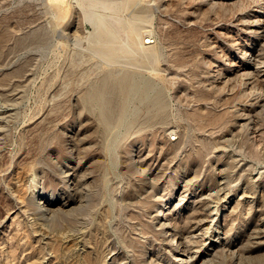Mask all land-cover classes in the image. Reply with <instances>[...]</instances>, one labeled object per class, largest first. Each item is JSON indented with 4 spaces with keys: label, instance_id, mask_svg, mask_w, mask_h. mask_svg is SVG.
<instances>
[{
    "label": "rangeland",
    "instance_id": "374dc122",
    "mask_svg": "<svg viewBox=\"0 0 264 264\" xmlns=\"http://www.w3.org/2000/svg\"><path fill=\"white\" fill-rule=\"evenodd\" d=\"M91 3L0 0V108L9 107L0 121V264H177L153 216L167 203L186 229L198 206L193 197L179 201V186L187 179L186 192L214 186L219 161L232 189L247 180L257 196L226 210L212 238L224 235L233 246L202 264H264L257 234L264 230V80L226 78L227 60L264 55V37L239 23L250 10L264 17V0H136L118 16L128 23L134 7L144 9L140 33H149L157 55L137 48L115 59L94 46ZM128 34L140 37L123 27L121 37ZM124 73L135 74L129 97L119 88ZM104 85H114L104 91L114 108L125 106L124 120L103 119ZM255 97L263 102L251 110ZM242 112L256 119L257 132L253 123L234 128ZM69 161L77 162V189L62 171ZM76 190L86 199L81 209L42 215L44 192L64 199Z\"/></svg>",
    "mask_w": 264,
    "mask_h": 264
},
{
    "label": "bare ground",
    "instance_id": "6f19581e",
    "mask_svg": "<svg viewBox=\"0 0 264 264\" xmlns=\"http://www.w3.org/2000/svg\"><path fill=\"white\" fill-rule=\"evenodd\" d=\"M135 1L136 0H92L87 16L93 19L94 21L95 32L97 35V41L95 42L94 46L97 47V50L101 54L109 58L115 59V58H119L118 56L123 54L136 53L137 52L136 50H138L137 48H141V50L144 52V55L147 58H153L157 55L158 51L155 49V44L151 43L154 40L151 38L149 33L143 34L142 36L140 33L141 25H139V23H141L146 19L145 10L136 9L135 7L134 8L132 7L133 16L130 19V22L128 23L127 22L125 23L123 19H121L118 16L119 14L117 12H119V10L123 6L126 5V7L128 6L130 7V5L132 6L133 2L135 3ZM98 6H102L105 9L110 8L111 12L107 11L108 9L104 10L100 8L102 10H99ZM126 7L125 9H127ZM255 11L256 10L248 11L247 13L250 14L249 17L247 15V17L241 19L239 23L241 24V26L245 27L244 28L245 31L255 34V37L258 39L264 37V17L257 16L258 14ZM187 14H188L187 18L189 19L190 23H194L195 19H193V16L195 15V10L189 7L187 10ZM123 27L126 30L130 28L131 30H133V32L134 31L136 32L137 34L136 36H140V37L137 38L134 35L130 36L128 34L124 38H122L121 29ZM233 39L235 40L236 43H241V40L237 36L232 37V40ZM134 46H136L135 49H133ZM259 56H257L254 61L238 62L237 61L238 59L230 60V61L227 60L229 66L227 70L228 75H226V78L231 79V77L233 76L232 72H234L246 78L247 83L254 82V84H257L255 83L256 80L257 81L264 80V55L260 54ZM132 74L124 73L118 79L119 88L125 93L124 95L126 97L131 96L134 93V91L137 89V86L134 82L135 74L134 75ZM255 75H258L259 77L257 76L258 78L254 79ZM252 77L255 81L252 80ZM138 84L140 87L145 86L143 81ZM259 84L262 85L263 83L262 84L259 83ZM113 86L114 85H104L103 88H100V91L98 93V98L101 101V104L105 107V110L102 111V117L109 124L124 120L126 115L125 106L121 105L118 108H114L112 106V101L110 100V98H107L105 94L106 93L104 91L105 87L111 88ZM155 100H159V98L156 97ZM251 101H252L250 105L251 110L257 109L259 106H261L262 100L257 99V97H255ZM262 105H264V103H262ZM8 108H0V121H2V118L9 113ZM246 113H249V111ZM246 113L240 114L238 115V117H236L234 128H236L239 125L243 126L245 123L246 125L247 123H253L255 127L253 128L257 132L258 128L255 126L256 119H254V117L251 116V114H246ZM232 133L233 131L231 132V134ZM77 138L78 136L74 135L73 133L70 134L71 140ZM228 138L229 137L227 135L223 137L222 140H220L221 142L219 143L220 144L219 146L223 145L222 148H224V144L226 143L225 141H227ZM173 139H175V137H172V140ZM147 156L148 155L146 153H141L139 155V157L142 159H145ZM244 165L245 164L243 162H238V166H241L242 169H246ZM215 166L217 167V173H216L217 182L214 186L212 187L209 186L199 190V192H192V193L186 192L184 187V185H187L189 179H187L185 183H181V186H179V190H178L179 201L185 206L188 205L187 203L190 197H193V200L197 203L196 206H198V208L194 211V213L189 212L187 214V217H190V224L186 229L182 227L180 221L175 220L174 218L175 211L173 210L172 205L171 206L167 205V203H165L164 206L160 207L153 216L156 224L158 225V228L164 233L163 236L165 242L164 248L166 251L172 254L173 259L177 264H202L207 257L214 254L221 246L222 247L226 246L225 248H228L227 245L229 246V248L230 246H233V243L227 242L226 237H224V235L220 236L221 238H217L214 240V238H212L214 227L220 225V222L222 219H224L226 210L229 207L231 208V210H235L240 203L249 202L251 199V198L249 199V197L257 196V192H254L250 189V184H249L250 182L247 180H245L246 184L243 185L242 187H238L239 186L238 185L237 186L238 188L232 189L231 188L232 184L230 183V179L228 173L226 172L224 163L219 161L215 163ZM62 171L65 173L67 180L75 187V189H77V182H76L78 176L77 162L74 163L72 161H69L65 163L63 165ZM162 175L163 174H161V176ZM90 176H91L90 174L85 173L81 177L84 179V181H87ZM249 177L250 179H257V174H255L254 172H250ZM237 189H240V192H239V196H237L236 199L235 193ZM80 193L81 192H78V190H76L75 195H73L72 197H66L64 199H61L62 197L60 198L56 194H50L48 192H44L43 196L39 199L38 202L42 215H44L45 217H49L58 212L68 213L73 210L81 209L82 206L85 205L86 199L84 195H81ZM262 213L264 212L262 211ZM262 218H264L263 214H262ZM223 229L225 228L223 227ZM218 230H220V227L218 228ZM218 230L217 232H219ZM220 233L222 232L220 231ZM257 234L259 238H264V230H257ZM109 258L110 259L114 258L113 254L110 255Z\"/></svg>",
    "mask_w": 264,
    "mask_h": 264
}]
</instances>
